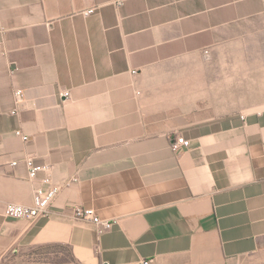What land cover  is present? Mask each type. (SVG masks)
I'll use <instances>...</instances> for the list:
<instances>
[{
    "label": "crops",
    "instance_id": "obj_1",
    "mask_svg": "<svg viewBox=\"0 0 264 264\" xmlns=\"http://www.w3.org/2000/svg\"><path fill=\"white\" fill-rule=\"evenodd\" d=\"M0 44V264H264V0H0Z\"/></svg>",
    "mask_w": 264,
    "mask_h": 264
},
{
    "label": "built area",
    "instance_id": "obj_2",
    "mask_svg": "<svg viewBox=\"0 0 264 264\" xmlns=\"http://www.w3.org/2000/svg\"><path fill=\"white\" fill-rule=\"evenodd\" d=\"M95 8H88L84 10V14L88 15L93 13ZM1 46V44H0ZM15 105H18L22 101L23 93L21 89H16L14 91ZM63 97L68 96V92L65 91L62 93ZM12 113L16 112V108H13ZM15 134L20 136L23 141L28 140V135L21 132V130L17 129ZM190 144L189 140L185 139L181 135H176L173 142H171V147L176 150L181 147H188ZM25 165L28 170L29 180H35L38 172H45V176L40 179V183L35 186L32 203L30 205L17 204L9 202L4 206V213L7 216L15 217V218H25L32 219L36 216L46 214L48 212V208L51 202L54 200L56 195L61 189V184L53 182L51 180L49 169L50 166L47 164H35L33 159L30 156L24 158ZM17 162H11V165H15ZM46 186V188L44 187ZM72 215L74 218L84 221H90L97 224L101 229H105L109 227V223L107 221H102L99 216L96 214L95 210L90 207H83L80 205H76L72 209ZM143 264H147L145 261Z\"/></svg>",
    "mask_w": 264,
    "mask_h": 264
}]
</instances>
